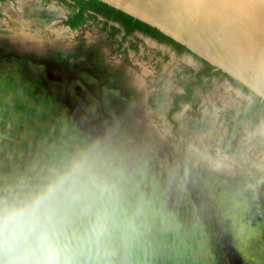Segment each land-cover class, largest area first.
Listing matches in <instances>:
<instances>
[{
  "label": "rangeland",
  "instance_id": "374dc122",
  "mask_svg": "<svg viewBox=\"0 0 264 264\" xmlns=\"http://www.w3.org/2000/svg\"><path fill=\"white\" fill-rule=\"evenodd\" d=\"M67 13L0 3V188L98 143L122 169L113 264H264V113L222 145L227 110L249 97L212 79L168 119L176 74L199 64L102 21L70 29Z\"/></svg>",
  "mask_w": 264,
  "mask_h": 264
},
{
  "label": "clouds",
  "instance_id": "9594fccd",
  "mask_svg": "<svg viewBox=\"0 0 264 264\" xmlns=\"http://www.w3.org/2000/svg\"><path fill=\"white\" fill-rule=\"evenodd\" d=\"M121 174L97 143L39 184L0 188V264H113Z\"/></svg>",
  "mask_w": 264,
  "mask_h": 264
},
{
  "label": "water",
  "instance_id": "95a60500",
  "mask_svg": "<svg viewBox=\"0 0 264 264\" xmlns=\"http://www.w3.org/2000/svg\"><path fill=\"white\" fill-rule=\"evenodd\" d=\"M100 1L158 29L264 100V0Z\"/></svg>",
  "mask_w": 264,
  "mask_h": 264
},
{
  "label": "trees",
  "instance_id": "16d2710c",
  "mask_svg": "<svg viewBox=\"0 0 264 264\" xmlns=\"http://www.w3.org/2000/svg\"><path fill=\"white\" fill-rule=\"evenodd\" d=\"M4 0H0V3ZM68 9L66 17L61 19V23L71 29H77L87 20L103 22L107 28L110 38L121 35L122 39L137 33L148 36L158 43L165 44L177 54L190 53L200 63L198 69L191 67L181 68V72L176 75V83L182 87V92L172 95V102L168 115L177 111L181 103H191L195 100L194 92L196 88L201 91L207 90L212 79L228 80L235 88L243 91L249 99L242 105L226 112V133L222 137V145L232 136L235 124L242 120L250 121L252 124L259 122L264 109V100L241 84L238 80L230 77L220 69L214 68L211 64L190 52L184 45L166 36L158 29L142 22L129 14H126L100 0H55ZM182 74L185 77H182Z\"/></svg>",
  "mask_w": 264,
  "mask_h": 264
},
{
  "label": "flooded vegetation",
  "instance_id": "af4514ba",
  "mask_svg": "<svg viewBox=\"0 0 264 264\" xmlns=\"http://www.w3.org/2000/svg\"><path fill=\"white\" fill-rule=\"evenodd\" d=\"M66 17V16H65ZM71 29V28H70ZM145 37H148V36H145ZM148 38H150V37H148ZM151 39V38H150ZM153 40V39H152ZM155 41V40H154ZM158 43V42H157ZM168 47V46H167ZM181 89H182V87H181ZM182 91H183V89H182ZM171 102H172V99H171ZM169 109H170V106H169V108L167 109V117H168V119H170V116L168 115V113H169ZM263 113H264V109H263ZM247 122H250V121H247ZM251 123V122H250ZM226 130H227V126H226ZM226 133V132H225Z\"/></svg>",
  "mask_w": 264,
  "mask_h": 264
}]
</instances>
